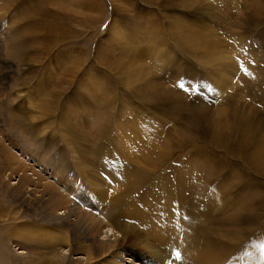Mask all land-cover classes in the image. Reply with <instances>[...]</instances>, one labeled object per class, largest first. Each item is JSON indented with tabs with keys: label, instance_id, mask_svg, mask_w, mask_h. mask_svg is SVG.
<instances>
[{
	"label": "rangeland",
	"instance_id": "rangeland-1",
	"mask_svg": "<svg viewBox=\"0 0 264 264\" xmlns=\"http://www.w3.org/2000/svg\"><path fill=\"white\" fill-rule=\"evenodd\" d=\"M2 55L0 150L122 224L125 253L264 264V0H0ZM30 242L0 263L45 264Z\"/></svg>",
	"mask_w": 264,
	"mask_h": 264
},
{
	"label": "bare ground",
	"instance_id": "bare-ground-1",
	"mask_svg": "<svg viewBox=\"0 0 264 264\" xmlns=\"http://www.w3.org/2000/svg\"><path fill=\"white\" fill-rule=\"evenodd\" d=\"M11 61L9 56H0L3 70L11 66L9 64ZM21 160L14 150H0V190L4 194L0 196V201L6 198V201L17 206L15 214L9 216V219H12L9 222L5 219L7 215L3 214V209H0L2 240L15 235L18 231L26 241L32 242H30L32 255L40 254L41 257L43 255L48 257L44 258V262L45 259L48 260L45 264H53V262L59 264L60 257L66 264H144L142 261H137L135 255L129 256L125 253V240L113 235L118 231L124 233L122 224H118V230L113 227L112 222L95 220L94 216L86 213L83 208L71 204V197L65 193L70 190L67 184L61 181L60 183L65 185L59 187L50 178L48 180L43 177L40 170L36 171V168L29 166L30 163L25 165ZM102 209L104 210L105 207L102 206ZM89 220L92 222H88ZM112 221L115 219L112 218ZM104 227L106 229L103 231ZM111 235L115 238H111ZM42 248L52 250L42 251L43 254L39 251ZM59 248L61 251H57ZM171 263L183 264V261H171ZM165 264L169 263L165 262Z\"/></svg>",
	"mask_w": 264,
	"mask_h": 264
},
{
	"label": "snow or ice",
	"instance_id": "snow-or-ice-1",
	"mask_svg": "<svg viewBox=\"0 0 264 264\" xmlns=\"http://www.w3.org/2000/svg\"><path fill=\"white\" fill-rule=\"evenodd\" d=\"M241 67L243 68V64H242V63H241ZM244 71H247V69H244ZM180 87L183 88L184 85L181 84ZM175 258H176L177 260H179V259L181 258V253H180V252H176V253H175ZM169 264H171V262H169Z\"/></svg>",
	"mask_w": 264,
	"mask_h": 264
}]
</instances>
